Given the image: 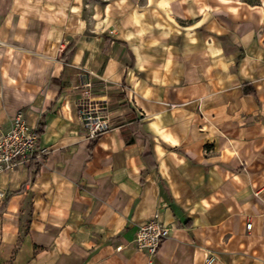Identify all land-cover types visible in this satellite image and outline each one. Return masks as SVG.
Returning a JSON list of instances; mask_svg holds the SVG:
<instances>
[{
  "label": "crops",
  "instance_id": "0c3cea01",
  "mask_svg": "<svg viewBox=\"0 0 264 264\" xmlns=\"http://www.w3.org/2000/svg\"><path fill=\"white\" fill-rule=\"evenodd\" d=\"M18 113L43 155L0 174V264H264V0H0V134Z\"/></svg>",
  "mask_w": 264,
  "mask_h": 264
},
{
  "label": "built area",
  "instance_id": "2783aa9c",
  "mask_svg": "<svg viewBox=\"0 0 264 264\" xmlns=\"http://www.w3.org/2000/svg\"><path fill=\"white\" fill-rule=\"evenodd\" d=\"M86 89L76 103V114L85 131L88 141L99 138L109 129L108 104L105 99L92 95L90 84H84ZM39 137L21 113L16 114L10 129L0 134V174H7L22 164L39 160L43 151L39 150ZM0 192V198L4 197ZM251 223L246 224V229ZM169 236V229L164 227L155 213L147 222L140 225L134 238L137 251L145 252L149 257L155 256L163 241ZM213 259L207 257L205 264H212Z\"/></svg>",
  "mask_w": 264,
  "mask_h": 264
},
{
  "label": "trees",
  "instance_id": "16d2710c",
  "mask_svg": "<svg viewBox=\"0 0 264 264\" xmlns=\"http://www.w3.org/2000/svg\"><path fill=\"white\" fill-rule=\"evenodd\" d=\"M36 133H37V135L39 136L40 134H41V130L40 129H37L36 130ZM98 139V138H97ZM97 139H95V140H92V141H90V145H89V149L90 150H92V148H93V146H94V143H95V141L97 140ZM29 168H35V170L38 168V163L36 162V160H32V161H30L29 162ZM6 204H7V200H5L2 204H1V206H0V217H1V213L4 211V209H5V206H6ZM8 264V263H7Z\"/></svg>",
  "mask_w": 264,
  "mask_h": 264
},
{
  "label": "rangeland",
  "instance_id": "374dc122",
  "mask_svg": "<svg viewBox=\"0 0 264 264\" xmlns=\"http://www.w3.org/2000/svg\"><path fill=\"white\" fill-rule=\"evenodd\" d=\"M87 1H91V3H93L95 0H87ZM144 1L145 0H140V3H144ZM143 5V4H142ZM142 9H144V8H142ZM141 10V9H140ZM125 11V10H124ZM91 12H92V10H91ZM86 13H88V12H86ZM89 14V13H88Z\"/></svg>",
  "mask_w": 264,
  "mask_h": 264
}]
</instances>
